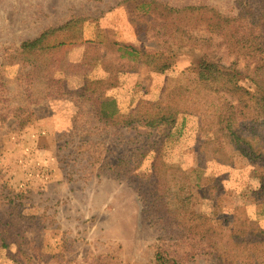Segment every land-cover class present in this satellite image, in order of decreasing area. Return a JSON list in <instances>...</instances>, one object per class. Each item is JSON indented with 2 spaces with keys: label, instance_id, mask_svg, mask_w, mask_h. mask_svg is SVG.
I'll list each match as a JSON object with an SVG mask.
<instances>
[{
  "label": "rangeland",
  "instance_id": "obj_1",
  "mask_svg": "<svg viewBox=\"0 0 264 264\" xmlns=\"http://www.w3.org/2000/svg\"><path fill=\"white\" fill-rule=\"evenodd\" d=\"M144 1L0 0V264H156L161 225L135 187L110 173L107 165L121 157L133 168L141 161L134 171L141 176L156 165L171 211L200 190L196 208L221 239L192 234L178 248L181 264H264L261 162L236 155L220 163L203 152L214 108L225 99L207 103L191 74L202 54L225 65L235 56L204 29L158 17L161 3L207 5L229 16L250 9L261 22L264 0H157V11ZM72 16L89 18L82 36L61 33L64 44L34 66L4 59L5 50ZM120 42L151 51L172 46L175 64L155 72ZM247 64L239 59L240 68ZM169 92L186 106L170 131L100 117L101 107L127 115ZM100 93L103 105L94 100Z\"/></svg>",
  "mask_w": 264,
  "mask_h": 264
},
{
  "label": "trees",
  "instance_id": "obj_2",
  "mask_svg": "<svg viewBox=\"0 0 264 264\" xmlns=\"http://www.w3.org/2000/svg\"><path fill=\"white\" fill-rule=\"evenodd\" d=\"M144 3L156 8V11L161 6L157 0H146ZM161 4L163 11L157 15L167 20V24L179 20V23L182 21V30L188 27L202 28L210 36L222 40L220 44H224L228 53L235 56V60L225 65L215 56L202 54L197 59L194 73H191L195 88L204 92L203 98L207 103L216 98L225 99L220 106H211L214 108L215 128L211 134L207 133L209 138L203 141L206 147L203 152L208 151L207 155H212L220 163H228L239 155L251 161L261 162L258 168L264 171V16L258 17L261 20L259 22L255 21L256 13L250 9L237 16H229L207 5L177 8ZM169 17L171 18L168 19ZM88 19L86 16H72L60 26L45 28L37 37L23 41L18 47L5 50L4 59L10 63L23 62L34 66L41 58L48 57L64 44V41L60 40L61 33L66 35L69 32H78L82 36V26ZM154 23L161 22L157 19ZM116 44L138 57L141 66H147L155 72L164 73L175 64L172 46H169L168 50L151 51L132 44ZM240 58L248 60L246 69L240 68ZM243 80L249 83L248 87L244 85ZM178 88L180 89V86ZM172 94L169 92L157 100L144 102L127 115L115 116L114 112L106 113L101 107L100 117L125 127L139 124L152 130L164 128L170 131L184 113V107L186 108L179 104V100L173 99ZM227 97L231 98L230 101ZM94 100H99L101 105L107 103L102 93ZM143 155L144 152L138 156ZM132 162L130 158L121 157L116 163L107 166L113 176L126 179L128 184L135 187L147 205L149 218L155 219L154 221L161 225V235L155 252L156 264H181L182 257L178 248L182 242L190 239L192 234L199 235L208 242L210 239L220 241L221 233L215 226L207 223L205 214L196 208L200 197L197 195L200 194L199 189L185 198L179 211H171L164 203L165 182L156 165L152 166L153 174L146 177L134 173L140 168L141 161L134 160L136 168L131 167ZM195 177L200 181L201 176ZM262 184L261 181V187ZM197 185L199 186V183ZM195 221H198L200 226H195ZM198 227L199 230L196 229ZM195 235L193 237H196ZM236 241L238 240L235 239ZM219 244L220 242L216 246Z\"/></svg>",
  "mask_w": 264,
  "mask_h": 264
}]
</instances>
